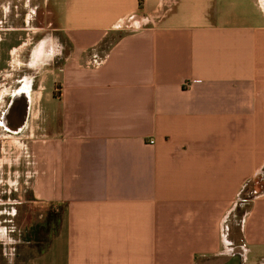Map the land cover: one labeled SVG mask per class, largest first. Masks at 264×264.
Instances as JSON below:
<instances>
[{"label":"crops","instance_id":"0c3cea01","mask_svg":"<svg viewBox=\"0 0 264 264\" xmlns=\"http://www.w3.org/2000/svg\"><path fill=\"white\" fill-rule=\"evenodd\" d=\"M255 178L264 0H0V264H264Z\"/></svg>","mask_w":264,"mask_h":264},{"label":"water","instance_id":"95a60500","mask_svg":"<svg viewBox=\"0 0 264 264\" xmlns=\"http://www.w3.org/2000/svg\"><path fill=\"white\" fill-rule=\"evenodd\" d=\"M135 27H138V23L134 24ZM28 92V91H27ZM26 89L21 88L18 89L17 92H15L12 97L11 100L9 102L8 108L9 109H13L16 106H19L22 111L20 113L15 114L17 120H19V123H17V130L15 131H20L23 126L25 125L26 122V118L28 115V105H29V101L30 98L27 95ZM224 264H242L241 263V256L240 255H233L227 262H225Z\"/></svg>","mask_w":264,"mask_h":264},{"label":"rangeland","instance_id":"374dc122","mask_svg":"<svg viewBox=\"0 0 264 264\" xmlns=\"http://www.w3.org/2000/svg\"><path fill=\"white\" fill-rule=\"evenodd\" d=\"M52 36V35H51ZM45 37V36H44ZM56 37V36H55ZM54 37V40L56 41V38ZM46 39H50L49 37L48 38H46ZM253 184H255V187L256 186H258L259 185V183L257 182V183H255V182H252V183H250L249 184V186L247 187V191L253 186ZM261 184L264 186V178L262 179V181H261ZM260 186V185H259ZM261 187V186H260ZM262 188V187H261ZM49 209V208H48ZM48 209H47V207L45 208V209H40V211H42L43 213H44V215H46L47 214V211H48ZM37 226V227H36ZM25 227V226H24ZM36 227V228H35ZM46 227H48V226H40V225H33V227L31 228L29 225H28V228H31V230H29V231H32L33 232V234L35 233V234H37V233H41V235H40V238H46V234L49 232L47 229H46ZM43 243H44V240H42V242H41V244L40 245H43Z\"/></svg>","mask_w":264,"mask_h":264},{"label":"trees","instance_id":"16d2710c","mask_svg":"<svg viewBox=\"0 0 264 264\" xmlns=\"http://www.w3.org/2000/svg\"><path fill=\"white\" fill-rule=\"evenodd\" d=\"M253 182H255V183L258 182L259 185L261 186V181H259L258 178H255ZM259 185H258V187H259ZM256 191H257V186L255 187V184H253V186L248 191H246L247 198H250L253 195V193H255Z\"/></svg>","mask_w":264,"mask_h":264}]
</instances>
